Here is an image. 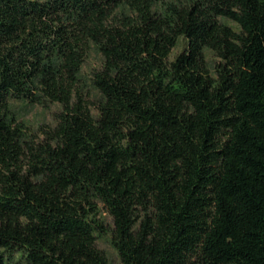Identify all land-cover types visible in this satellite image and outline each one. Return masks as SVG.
I'll return each instance as SVG.
<instances>
[{
  "label": "trees",
  "instance_id": "1",
  "mask_svg": "<svg viewBox=\"0 0 264 264\" xmlns=\"http://www.w3.org/2000/svg\"><path fill=\"white\" fill-rule=\"evenodd\" d=\"M102 210L121 264H264V0H0V264H114Z\"/></svg>",
  "mask_w": 264,
  "mask_h": 264
},
{
  "label": "rangeland",
  "instance_id": "2",
  "mask_svg": "<svg viewBox=\"0 0 264 264\" xmlns=\"http://www.w3.org/2000/svg\"><path fill=\"white\" fill-rule=\"evenodd\" d=\"M163 1H172V0H163ZM229 24L233 23L227 21ZM187 43L184 37H180L177 45L173 48L171 53V59H174L175 56L180 53ZM207 57L209 63L213 64L214 56L211 52L207 51ZM102 55L95 46H91L85 63L82 67V78L84 80V85L86 90L90 91L91 99L96 100L98 97V92L92 87L91 76L93 70L100 68L102 65ZM12 112L19 121H22L26 124L29 129L33 132H38L41 127L54 126L55 125V115L57 111L60 110V105L57 103H49L47 105L27 103L25 101H13L11 106ZM100 218L103 219L105 225L107 226L109 232L99 235L97 238V245L100 249L104 250L107 254L109 260L114 264H121L120 257L116 248L111 243V233L110 229L112 228V217L105 211L99 213Z\"/></svg>",
  "mask_w": 264,
  "mask_h": 264
}]
</instances>
